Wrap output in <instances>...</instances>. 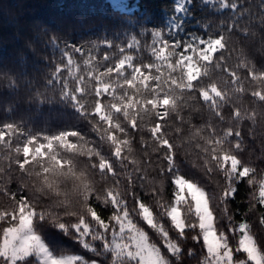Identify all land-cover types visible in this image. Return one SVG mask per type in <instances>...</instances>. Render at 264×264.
Returning <instances> with one entry per match:
<instances>
[{
  "label": "snow or ice",
  "instance_id": "snow-or-ice-1",
  "mask_svg": "<svg viewBox=\"0 0 264 264\" xmlns=\"http://www.w3.org/2000/svg\"><path fill=\"white\" fill-rule=\"evenodd\" d=\"M204 4L227 15L205 16L189 39L135 21L28 25L24 75L5 73L8 87L39 108L71 109L76 122L39 125L8 102L0 264H264L253 229L264 224V61L237 44L249 38L241 0ZM109 30L130 34L105 38ZM216 169L219 208L197 179ZM61 208L77 217L57 226L79 252L54 253L37 230Z\"/></svg>",
  "mask_w": 264,
  "mask_h": 264
},
{
  "label": "trees",
  "instance_id": "trees-1",
  "mask_svg": "<svg viewBox=\"0 0 264 264\" xmlns=\"http://www.w3.org/2000/svg\"><path fill=\"white\" fill-rule=\"evenodd\" d=\"M138 6L134 14L123 13L113 7L109 0H7L12 5H24V10H17L16 18L9 27L4 25L3 9H0V57L10 58L24 47V37L27 35L28 25L37 20H51L53 17L80 18L84 17L93 21L96 25L108 22L111 25L119 26L121 23L132 25L133 21L140 27L156 29L172 35L176 39H189L200 27L205 16L227 15V10L217 12L214 8L209 9L204 0H192L187 10L186 18L177 15L175 0H133ZM258 3L259 0H256ZM5 0H0V5ZM203 5V6H200ZM175 19L180 25L176 33L170 30L168 22ZM135 30L138 31V28ZM104 34L100 28L96 29L98 37ZM126 33L121 31L117 35L112 30L107 32L105 38L125 39ZM247 49V48H246ZM249 54L257 61H264V52L259 48L247 49ZM35 103H30L21 96L16 106V117L36 121L42 125L49 123L53 127H61L65 124L76 122L71 109H64L61 112H47L37 116ZM4 110L0 107V118H3ZM15 187V182L11 185ZM5 201L0 199V205ZM43 238L49 244L54 253H66L69 249L79 252L80 246L52 231L43 234Z\"/></svg>",
  "mask_w": 264,
  "mask_h": 264
},
{
  "label": "clouds",
  "instance_id": "clouds-1",
  "mask_svg": "<svg viewBox=\"0 0 264 264\" xmlns=\"http://www.w3.org/2000/svg\"><path fill=\"white\" fill-rule=\"evenodd\" d=\"M243 5V22L248 27V39H243L237 36L236 41L238 45H243L247 49L259 48L261 52H264V0H259L257 3L256 0H241ZM0 9H3L4 13V25L9 27L13 24L14 19L16 18L17 10H24V5H12L5 0V3L0 5ZM24 39V38H23ZM21 55H28V52L25 49L19 50L15 55L10 58H7L3 65H0V107L6 111V106L8 102H13L15 107L19 103L17 97V92L8 87V81L4 78L5 73H10L11 75L20 77L24 75V68L19 63V58ZM66 109L63 105L59 103H50L42 108H37V116H42L47 112H61ZM202 183L206 184V190L211 192L213 195V200L217 202V207L219 208V188L223 186L222 176L218 169L214 173H207L206 171H200L199 176L197 177ZM37 195L43 197V202L52 203L56 197L52 194H42L37 193ZM77 211L78 214H83V210L77 204L73 209ZM61 215H59L54 222L50 216H45L43 219H38L36 222L37 230L43 236L47 231H52L62 237H66L68 240L73 241L78 244V241L73 232H63L57 224L59 222H64L69 225L73 224L77 217L71 215L63 214L64 210L58 209ZM253 229L256 235L260 239H264V224L257 223L253 221ZM79 245V244H78ZM68 252H75L71 249Z\"/></svg>",
  "mask_w": 264,
  "mask_h": 264
},
{
  "label": "rangeland",
  "instance_id": "rangeland-1",
  "mask_svg": "<svg viewBox=\"0 0 264 264\" xmlns=\"http://www.w3.org/2000/svg\"><path fill=\"white\" fill-rule=\"evenodd\" d=\"M110 3L118 9L119 11L123 13L128 14H134L138 11V6L133 0H109ZM176 3V10L177 15L180 17L186 18L187 10L191 6V3L187 2V0H175ZM183 7V11L180 10V8ZM168 25L170 27V30L173 32H177V29H179L180 25L177 23L175 19H170L168 22Z\"/></svg>",
  "mask_w": 264,
  "mask_h": 264
}]
</instances>
